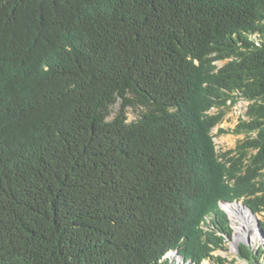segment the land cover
I'll list each match as a JSON object with an SVG mask.
<instances>
[{
  "label": "trees",
  "instance_id": "obj_1",
  "mask_svg": "<svg viewBox=\"0 0 264 264\" xmlns=\"http://www.w3.org/2000/svg\"><path fill=\"white\" fill-rule=\"evenodd\" d=\"M235 200L264 264V0H0V264H230Z\"/></svg>",
  "mask_w": 264,
  "mask_h": 264
},
{
  "label": "rangeland",
  "instance_id": "obj_2",
  "mask_svg": "<svg viewBox=\"0 0 264 264\" xmlns=\"http://www.w3.org/2000/svg\"><path fill=\"white\" fill-rule=\"evenodd\" d=\"M245 107H246V102L245 101H238L234 105L230 107H224V116L219 124H217L213 129H212V140L214 144V148L218 155L220 153H224L226 151L232 150L235 148L236 144L243 138H245L244 134H235L231 132V129L234 128V126L240 121L241 118H245L244 112H245ZM213 112L217 111L216 109H212ZM129 116L131 117L132 114L129 112ZM222 129L223 132H220L219 130ZM235 154L234 152H231L229 155ZM222 159V158H220ZM236 201V203H235ZM232 201V204L228 205H221V209L225 212L226 217L228 219V227L230 228V237L228 236H223L224 237V246L225 249L222 248H214L212 250L213 255H219L223 258H225L230 264H247L245 259L240 258L238 254V244L242 243L243 241H246V244L249 245L251 241V236L250 234H245L243 236L244 231H241L237 229V225L241 222L242 219H248V224L252 223L251 226L255 227V223L262 218L261 214H252L247 208H245L243 205L241 206L240 203L242 204L241 200H235ZM239 202V203H238ZM240 205V206H239ZM244 207V209H243ZM234 212V213H233ZM249 214V216H248ZM237 217V218H236ZM250 220V221H249ZM245 224V223H244ZM250 224L247 225V230L248 233V228ZM256 229V228H255ZM240 231V232H239ZM220 234V233H217ZM242 236V238L238 237ZM254 240V237H253ZM249 242V243H248ZM203 264H213L209 260L203 261Z\"/></svg>",
  "mask_w": 264,
  "mask_h": 264
},
{
  "label": "bare ground",
  "instance_id": "obj_3",
  "mask_svg": "<svg viewBox=\"0 0 264 264\" xmlns=\"http://www.w3.org/2000/svg\"><path fill=\"white\" fill-rule=\"evenodd\" d=\"M236 203V202H235ZM228 205V204H232V202H227V203H224V204H222V205ZM234 204V203H233ZM241 205V204H240ZM239 205V206H240ZM242 206V205H241ZM244 209V208H243ZM234 213V212H233ZM248 216H249V214H248ZM237 218V217H236ZM250 221V220H249ZM245 223V224H244ZM250 224V226H249V228H248V233H247V230L245 231V229L247 228V225H249ZM248 224V219H242L241 220V222L237 225V229L238 230H243L244 231V233H243V236L245 235V234H250V236H251V240H253V237H254V239L257 237V230L255 229V227L254 226H251L252 225V223H249ZM239 231V232H240ZM241 235H242V231H241ZM238 237H240V238H242V236H239L238 235Z\"/></svg>",
  "mask_w": 264,
  "mask_h": 264
},
{
  "label": "water",
  "instance_id": "obj_4",
  "mask_svg": "<svg viewBox=\"0 0 264 264\" xmlns=\"http://www.w3.org/2000/svg\"><path fill=\"white\" fill-rule=\"evenodd\" d=\"M224 203H227V202H222L221 205L224 204ZM236 243H237V244H236ZM242 243L246 244V241H243ZM235 244L237 245V247H238V251H239V244H240V243L238 244V242L236 241ZM239 257H240V256H239ZM240 258H242V257H240ZM243 259H245V258H243ZM245 261H246L247 264H255V263H252V262L248 261L247 259H245Z\"/></svg>",
  "mask_w": 264,
  "mask_h": 264
}]
</instances>
